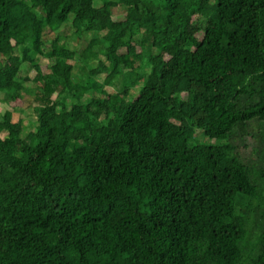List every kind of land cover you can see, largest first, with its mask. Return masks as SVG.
<instances>
[{
	"label": "trees",
	"instance_id": "obj_1",
	"mask_svg": "<svg viewBox=\"0 0 264 264\" xmlns=\"http://www.w3.org/2000/svg\"><path fill=\"white\" fill-rule=\"evenodd\" d=\"M0 95V264H264V0H0Z\"/></svg>",
	"mask_w": 264,
	"mask_h": 264
},
{
	"label": "rangeland",
	"instance_id": "obj_2",
	"mask_svg": "<svg viewBox=\"0 0 264 264\" xmlns=\"http://www.w3.org/2000/svg\"><path fill=\"white\" fill-rule=\"evenodd\" d=\"M114 19L116 20H121L123 19V15L122 13L120 12H117ZM47 35H51L52 37L50 39H48V41L52 40V38L55 37V33H50L48 32ZM67 36H69V41L71 42V47H73L74 49H76L77 51V58L78 60L80 59V53L85 49V47L87 46V44L89 43V40H90V37L91 35L90 34H83L82 37H78V36H75V35H69V33H67ZM48 61V59L46 60ZM98 64L97 61H93L92 63H90V67L91 66H96ZM75 73L76 75L80 78L81 77V72L79 69H76L75 70ZM28 75L30 78H34L35 77V71L34 70H30L28 71ZM105 77L104 74H102L98 79L99 80H102L103 78ZM124 79L123 77H120V79L116 82V84L114 86H108L107 87V90L110 91V92H113V91H116L118 90L119 88H121L123 86V82ZM28 88L30 90H33L31 91V93L34 92V89H33V86H34V83L31 81L27 84ZM34 94V93H33ZM33 95H29V97L26 99V103H25V106L22 108L24 109V113L27 114L28 116L30 115H34V107H35V104H34V101H33ZM8 109H12L10 108V106H8L6 104V102H4V98L2 95H0V115H2L6 110ZM22 109L19 108V110L21 111ZM19 110H14V112L17 113V111ZM22 112V111H21Z\"/></svg>",
	"mask_w": 264,
	"mask_h": 264
}]
</instances>
